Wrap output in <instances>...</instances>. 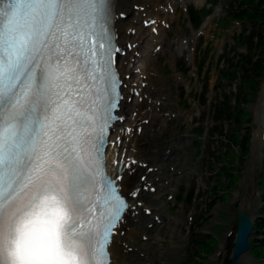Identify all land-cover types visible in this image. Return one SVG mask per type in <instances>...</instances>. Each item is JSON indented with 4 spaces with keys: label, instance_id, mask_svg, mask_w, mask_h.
I'll return each mask as SVG.
<instances>
[{
    "label": "rangeland",
    "instance_id": "obj_1",
    "mask_svg": "<svg viewBox=\"0 0 264 264\" xmlns=\"http://www.w3.org/2000/svg\"><path fill=\"white\" fill-rule=\"evenodd\" d=\"M210 1H188V5L195 3L201 7L203 4L205 10H212L200 32L191 26L185 8L178 10L180 16L172 26V40H178L179 33L188 38L190 33L196 32V50L189 51L191 47L185 50L190 43H184L177 50L171 49L177 52L173 63L168 53L160 55L159 61L154 63L166 79L164 83L157 79L156 84H165V92L170 95L162 99L165 104L159 112L160 121L155 123V132L142 131L141 138L147 142L144 150L150 153L157 144H176L179 162L186 165L177 170L179 175L174 176V182H160L164 196L163 193L154 196L168 215L163 227L154 229L152 236L147 234L145 227L136 229L135 245L130 251L139 253L138 244L149 243L159 251L152 264H216L222 260L223 264H230L237 225L236 208L243 200L244 190L251 195L253 190L250 189L255 183L254 177L247 180L249 167L245 162H250L254 154L258 158L261 155L262 115L259 112L264 105V71L256 76L258 90L248 102L244 95L253 90L243 78L254 74L246 70L248 59L257 63L264 57L261 47H257L260 40L264 42V22L240 24L232 17L227 18L243 0H212L218 4L209 8ZM243 30L246 34L240 36ZM233 69L236 70L235 79H225L229 76L224 72L230 74ZM179 73L186 81L178 78ZM222 103H227L234 111L245 109L248 113L241 123L235 116L232 120H217L215 106ZM236 133L240 135L239 141L249 137V152H244L242 144H232L230 140ZM233 150L235 154H231ZM228 166L223 173L221 168ZM231 172L237 176H232ZM232 179L235 180L230 184ZM257 207L264 214V207ZM231 230L234 233L228 237ZM212 234L214 238H210ZM220 250L223 253L218 255ZM238 264H264V257Z\"/></svg>",
    "mask_w": 264,
    "mask_h": 264
},
{
    "label": "bare ground",
    "instance_id": "obj_2",
    "mask_svg": "<svg viewBox=\"0 0 264 264\" xmlns=\"http://www.w3.org/2000/svg\"><path fill=\"white\" fill-rule=\"evenodd\" d=\"M159 3L161 2L157 0L116 1L118 12L117 24L120 33V41L126 46V48H128V50H130L129 55L131 56V62L133 57H137L135 52L137 53L139 51L141 53L139 58H137L140 65L134 67H141L140 73L143 75L142 81H132L128 79L126 81L130 83L137 82L134 84V89H141V96H144V101L138 103L136 106L132 103H129L128 101H125L123 114L126 115V120L124 123L119 124V127L117 128L118 131L113 137L117 143V147L119 148V154L117 157L120 156L121 161H124L126 168L121 180V184L123 186L124 193L128 194L130 199L134 201L133 204L135 207L134 209L129 210V212L126 214V219L134 223V227H136V225L142 224L147 220L149 222H155L156 216H158L161 218V221L159 224L155 222V230H159L161 227H163L164 219L167 218L168 215L163 206L161 207V203L151 198V194L149 193L150 191H147L145 187L150 181L153 182V184L156 182V185L165 177H172V172H176L174 175L178 174L177 170L182 169L186 165L179 162V157L177 154L178 146L176 144H167L163 146L161 144H157L153 152L145 155L143 152L147 142H143L142 139L136 137L133 138L137 134L138 125H143L144 127L150 126L153 128L154 120L156 119L157 122L160 119V115L157 114V108L158 106H161V104L157 103L158 101L155 102L151 99L152 92H154L152 97L156 95L159 100H161L163 96L167 95L166 93H158V88L155 86L154 82L161 76L156 74L157 70L153 67L151 62L152 56L156 53L153 47H155L157 44H163L165 41V37L161 32V23L158 26V33H153L151 28H146L143 26V24H140V21H143V19H150L152 17L158 19L166 18L165 9L164 7L161 8V4ZM137 5L140 7L144 6L145 9H137ZM174 5L176 6L177 3ZM156 7H158V9H156ZM124 12L127 14L126 18L122 17V13ZM167 17L171 20V15L167 14ZM132 28H137V36H133L131 34ZM128 42H132V48L128 47ZM134 43H136V45H134ZM171 56L173 57V54ZM144 82L145 85L143 84ZM163 88L165 87L162 86L161 89ZM143 107H149L150 109L143 111ZM260 107V114L263 115L264 106ZM136 108H138L142 114L141 118H138V115H140L139 111L136 116H133ZM145 118H152L153 122L151 121L150 124H145L143 122ZM133 125L136 126V129L131 132L133 130ZM261 130L262 127L259 129V135ZM132 157L137 159L136 163L133 162ZM143 162H147L149 166H155L158 171L156 173L147 172L148 166H142L141 163ZM173 165L175 166V169L172 170L171 166ZM144 174H148V177H146L145 180L142 179ZM135 191H141V193L136 197L134 195ZM140 201H144L142 206H139ZM147 207L153 210L151 215L146 214L145 209ZM127 224L122 223V225L119 227V230L128 229L126 235H116L112 245L110 246V250L113 253V264H133L137 259L138 261L134 264H152L153 261L158 257L159 251L151 247L149 243L143 246L142 244H138L141 248L139 253H126L128 246L134 245L132 243V238L135 237L136 234L132 232L131 229L127 228ZM145 228L148 230V233L152 235L154 234L155 230L150 229L146 223ZM142 252L145 253L142 255ZM246 257L247 255L243 256L241 259H245Z\"/></svg>",
    "mask_w": 264,
    "mask_h": 264
},
{
    "label": "water",
    "instance_id": "obj_3",
    "mask_svg": "<svg viewBox=\"0 0 264 264\" xmlns=\"http://www.w3.org/2000/svg\"><path fill=\"white\" fill-rule=\"evenodd\" d=\"M238 219V233L232 254V264H236L241 254L246 252L250 247L249 236L253 231L254 222L252 210L247 202L242 203L239 207Z\"/></svg>",
    "mask_w": 264,
    "mask_h": 264
},
{
    "label": "trees",
    "instance_id": "obj_4",
    "mask_svg": "<svg viewBox=\"0 0 264 264\" xmlns=\"http://www.w3.org/2000/svg\"><path fill=\"white\" fill-rule=\"evenodd\" d=\"M246 16H249V15H254V16H257V15H260V16H264V9L262 11H257L256 14H253L251 13L250 11H247L245 12ZM264 51V50H263ZM261 65H259L260 67ZM255 69V68H254ZM257 72H258V69H257ZM247 79H250L252 82L249 84V87L251 88H254V82H255V78L252 77V75H250Z\"/></svg>",
    "mask_w": 264,
    "mask_h": 264
}]
</instances>
